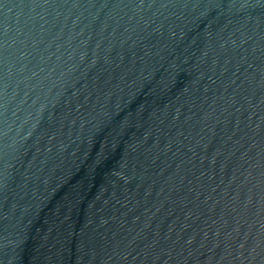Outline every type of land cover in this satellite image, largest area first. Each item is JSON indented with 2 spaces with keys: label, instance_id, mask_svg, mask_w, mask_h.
<instances>
[{
  "label": "water",
  "instance_id": "obj_1",
  "mask_svg": "<svg viewBox=\"0 0 264 264\" xmlns=\"http://www.w3.org/2000/svg\"><path fill=\"white\" fill-rule=\"evenodd\" d=\"M0 264H264V0H0Z\"/></svg>",
  "mask_w": 264,
  "mask_h": 264
}]
</instances>
